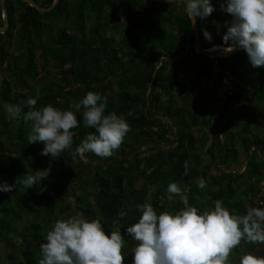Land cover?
I'll list each match as a JSON object with an SVG mask.
<instances>
[{
  "label": "trees",
  "instance_id": "1",
  "mask_svg": "<svg viewBox=\"0 0 264 264\" xmlns=\"http://www.w3.org/2000/svg\"><path fill=\"white\" fill-rule=\"evenodd\" d=\"M33 1L37 5L41 2ZM184 1L180 0L181 3ZM215 1H211L212 5ZM42 2L40 7L48 9L55 0ZM88 2L91 8L89 13L96 19V40L88 41L85 36H71L65 30L53 34V27L58 20L74 17L75 22L80 24L78 20L85 16V5ZM124 3H127L126 11ZM4 4L9 23L5 33H0V67L5 68V76L0 75V113L3 117L0 120V184H16L18 179H23L37 170L51 171L46 179L31 188L17 186L14 192H10L11 195L0 192V264H38L39 246L46 242L47 232L57 220L72 216L74 210L83 213L89 221L100 220L109 235L114 231L113 225H116L117 231H120L125 239L123 254L131 251L124 264H133L132 249L136 241L126 234V228L139 220L141 213L136 209V205L144 203L150 196V203L157 215L167 210L175 213L184 208L176 197L175 200H178L179 204L165 209L163 202L167 201V186L171 182L187 189L188 193L185 194L190 200L195 201L197 196L207 198L208 210L214 208L215 200H222L232 214H246V203L260 195L264 186V123L261 122L263 114L259 116V121L250 116V107L242 106L235 111L233 117L228 116L224 123L221 121L234 103L239 104L242 101L246 92L258 98L259 109L264 113V67L253 68L245 51L215 58L198 54L193 24L183 11L185 3L173 14L175 22L169 34L173 43L158 36V41H161L160 49L154 42L144 39V33H149V29L148 19L143 13L151 11L153 7L156 18H161L163 13L155 7L168 5L165 3H145L143 0H59L52 11L44 14L23 0H4ZM114 8L119 9V16L104 26V18L111 19ZM137 13L139 16L135 15ZM50 14L55 15V23L49 20L41 21L42 17ZM3 15L0 4V27L4 26ZM207 18L203 22L197 18L202 48L224 46V42L213 37L211 43L204 38L202 29L206 28V24L210 21L217 23L215 12ZM120 23L125 24H122L123 30ZM44 26L50 29L49 35L43 34ZM80 27L84 28L81 24ZM106 32L111 35L106 36ZM154 32L157 33L156 30ZM119 33L122 36L121 41L117 40ZM14 34L16 41L26 50L22 57L23 68L18 69L15 79L7 78L6 75L8 72L15 74L14 62H18L12 61L8 51ZM50 45L55 48L49 49ZM173 47L178 48L180 52V59L174 63L171 57L172 52H175ZM222 54L226 52L216 55ZM149 57L164 59L153 79H131L129 74L141 69ZM39 70H52L57 73L58 87H44L41 94L29 88L28 81H37ZM182 74L184 77L189 75L185 82L186 93H182ZM229 78L236 81L238 93L227 96L226 100L222 101L216 92L224 80ZM150 82L152 85L149 88ZM204 82H211L213 85L206 88ZM114 84L117 90L113 89ZM67 88L70 90L67 91ZM89 91L102 95L106 105L105 115L115 112L122 116L131 128L112 157L101 159L88 153L86 155L91 162L106 163L117 159L119 155L126 156L137 142L150 141L159 144L169 136L172 124H177L183 132L166 157L149 153L147 157L138 160L124 158L117 168L88 171V181H85L82 176L75 175L76 171L80 173V169L74 170L80 166L81 170H86L84 163L78 161L79 166L76 167L66 165L67 151L53 158L50 155H41L44 144L29 143L31 122L10 119L3 108L5 103L26 104L27 99L32 97L37 98V108L51 104L61 110H72L67 97L73 98L79 93L85 96ZM177 94H180L184 101L182 106H176L174 102ZM150 103L153 105L152 114L156 118L147 114V106ZM28 110L27 107L24 108V112ZM82 113L83 109L76 113L80 126L73 129L74 149L89 133H95L94 129L84 126ZM158 117L164 118L171 125L160 122ZM232 127L237 129L231 130ZM201 148L202 153L199 152ZM242 149H252L248 154L250 158L246 171L241 177L225 173L222 167L237 165ZM206 157L209 159L206 160ZM15 162H19V166H16ZM214 167L219 169L216 176L211 174ZM200 177L207 182V192H210L208 195H204L205 193L197 187L196 181ZM163 178L167 179L163 181ZM150 179L152 181L146 184V188L139 187L141 180L147 182ZM78 182L83 187L70 190L72 184ZM211 189L215 190L211 193ZM12 194L16 195L17 201L20 199L24 209L22 214L16 217V225L14 222L3 220L5 213L10 211L5 203L14 197ZM72 198L78 201L75 209L71 205ZM65 201L70 203L63 206ZM199 202L189 205L202 212L204 204L202 200ZM120 211H125L128 215L121 219L118 215ZM19 222L21 226H18ZM245 244L237 247L233 253H238L241 257L250 249L246 242ZM2 246H7L8 250L4 252L1 250ZM232 258L234 264H239L240 258L236 260L235 254Z\"/></svg>",
  "mask_w": 264,
  "mask_h": 264
},
{
  "label": "clouds",
  "instance_id": "2",
  "mask_svg": "<svg viewBox=\"0 0 264 264\" xmlns=\"http://www.w3.org/2000/svg\"><path fill=\"white\" fill-rule=\"evenodd\" d=\"M220 9L232 17L224 25L227 31L223 42L228 45L224 51L242 49L253 68L264 67V0H225ZM215 10L211 0H185L183 9L193 24L197 18L205 20ZM202 32L211 43V34L206 29ZM36 105L37 98L29 97L26 104L5 103L3 108L10 119L31 122L29 143H43L44 156L58 157L67 151L74 161L78 158L84 164L89 162L88 153L110 158L131 131L122 116L115 112L105 115L104 98L97 92H87L72 105L74 111L51 104L40 108ZM82 109L84 126L95 133H89L73 149V129L80 126L76 113ZM50 171L37 170L13 185L4 182L0 192L10 193L17 186L31 188L46 179ZM196 184L200 190L207 187L203 177ZM167 193L169 201L175 203L178 197L184 208L175 214L165 211L157 215L150 196L136 205L141 213L139 220L126 228V234L136 241L133 264H230L231 255L242 242L264 245V201L258 206L250 202L246 214L237 215L222 200H215L213 209L201 212L189 205L188 195L176 182L168 184ZM118 215L123 219L128 214L120 211ZM124 244L120 231H111L109 235L100 220L89 221L82 214H75L57 220L47 232L46 242L39 246L38 264H124ZM239 264H264V256L248 253L240 257Z\"/></svg>",
  "mask_w": 264,
  "mask_h": 264
},
{
  "label": "rangeland",
  "instance_id": "3",
  "mask_svg": "<svg viewBox=\"0 0 264 264\" xmlns=\"http://www.w3.org/2000/svg\"><path fill=\"white\" fill-rule=\"evenodd\" d=\"M40 1L41 2H40L39 5L43 4L42 0H40ZM118 1L120 2V0H118ZM211 1H213V0H211ZM176 2H174V3H165V4H168V5L155 7L158 11L163 13V16L161 15V18L160 17L156 18L155 11H154L153 7H151V11H145L143 13V15H145V17L148 19V29H149L148 30L149 33H144V39L146 41H148V42H151V43L154 42L157 45V47H159L158 49L161 48V43H160L161 41H158L159 40L158 36H162L163 38H165L166 42H172L173 43V41L171 40V37L169 35L172 32V24L175 22V17H174L173 14H175L176 9L179 10V8H181L183 6L185 1H184V3L183 2L181 3L180 1H179L180 3H176ZM222 3H225V0H216L215 3L213 4V6L216 9L214 12L217 15V20H216L217 23L213 24L212 23L213 21L212 22L210 21V22H208L206 24V28L205 29L211 34V36L213 38L223 42V36L226 33V31H227V28L224 26L225 25V21H231L232 17L230 15H228L227 13L221 11L220 5ZM124 4H125L124 5V7H125L124 10L126 11V10H128V7L126 5L127 3H124ZM158 4H160V3H158ZM89 5H90L89 2H88L87 5H85V9L87 11L85 13V16L78 20L80 22V24L84 28L80 27V24L75 22V18L74 17H72L70 19L58 20L56 22L57 19L55 18V15L50 14V16L42 17L41 21L42 22H46L47 20H49L50 22L54 21L53 23L56 22L55 26L53 27V30H54V31H52L53 34H57V33H60V31L65 30L71 36H78V37L79 36H85V39L88 40V41L96 40V39H94V37L96 36V35H94V32L96 31V29H95L96 19H95L93 14L89 13V12H91V8H90ZM118 12H119V9L114 8L113 14H115V16H113V14H112L111 19L110 18H104V20H103L104 26L107 24V22L111 23V22L115 21L116 16L117 17L119 16ZM135 15L139 16V13H137ZM162 17H163V20H162ZM110 20H111V22H110ZM203 21L204 20H200V22H203ZM122 24H124V23H122ZM122 24L120 23V26ZM124 25L121 26L122 30L124 29ZM43 28H44L43 34L44 35L45 34L49 35L50 29L48 27H45V26ZM109 30L112 31V29H109ZM154 30H156L157 33H155ZM110 35H111L110 32H106V36H110ZM101 36H104V34H101ZM142 37H143V35H142ZM121 39H122L121 34L117 35V40L121 41ZM49 40H50V37L48 38V41ZM224 46L228 47V45H224ZM48 48L53 50L55 47L53 45H50V46H48ZM173 49H174L175 52H172V56L171 57L173 58V63H174L177 59H180V57H178V54L180 52H179L178 48L173 47ZM8 51H9L11 57H12V61L13 62L14 61H18L16 63L14 62V64H15V67H14L15 74H13L11 72H8V74H6L7 78H14L15 75L18 76V69H22L23 68V63H22L23 59H22V57H24V55L26 54L25 47L22 46L20 43H18L16 41V34H14V36H13V38L11 40V44H10V47H9ZM163 61H164L163 58H160V59H156L154 57L146 58L144 66L141 69H139V70L132 71L129 74V76L131 77V79H143V78H145V79H148V80L151 81L153 79L154 75H155L156 70L159 68V66L162 64ZM4 69H5L4 67L3 68L0 67V75H4L5 76ZM188 76L189 75H187V74L185 75V77H184L183 74L181 75V77H182V79L184 81V84H183L184 86L181 87L182 88V93H186L187 92V89L185 88L186 87L185 86V82H187V80L189 79ZM57 77H58L57 73H55L52 70H47V71L39 70L38 71V76H37V81H35V82L28 81V83H29L28 85H29V88L34 90L36 93L41 94L42 93V88H44V87L46 89H48V88H55L56 89V87H58L57 84H58L59 81H58ZM204 83L207 85L206 88H210L211 85H213L211 82L210 83L204 82ZM151 85L152 84L150 82L149 88L151 87ZM113 89L117 90L116 84H114ZM69 90L70 89L67 88V91H69ZM165 95L166 94H164V97H165ZM83 97H84V94H82V93H79L77 96H75L73 98H71V96H69V97H67V99H69L68 104L71 105V108H72V105H74L75 103L79 102V100L82 99ZM72 99H74V100H72ZM174 102L176 103V106H182L183 103H184V101L182 100L180 94H177V96L174 98ZM242 106L250 107L251 111H253V112L250 111V114H251L250 116L254 117L255 119L257 118V120H259V121H261L259 116L263 114V120L261 122L264 123V113L261 112V110L259 109L260 107H259V103H258V98L256 96H253L251 93H247V92L243 94L242 101L239 104H235L234 103L231 106L230 111L225 115V118L221 121V123H224L227 120L228 116L229 117H233L235 115V113H236L235 111L239 110V108L242 107ZM72 110H74V109L72 108ZM152 113H153V105H152V103H150L147 106V114L150 117H152V118H156V116L154 114H152ZM2 118H3L2 114L0 113V120ZM158 120H160V122H162V123H164L166 125H171L167 120H165L162 117H158ZM170 129H171V132H170L169 136L167 137V139L163 140V142H161L159 144H153V143H150V141L149 142H137L128 151L126 156L119 155L117 159H115L113 161H110V162H106V163H103L102 161L97 162V163H96V161H92V162L89 161L87 164H85L86 165L85 167H87L86 170L85 169L81 170L82 169L81 166L80 167H76V166H79V162H80L79 159L77 158L75 160L77 162L75 163V161L73 160L70 152H68V154L66 155V160H67L66 161L67 162L66 165H70V166L73 165V167L75 166L76 167L74 169L75 171L77 169H80V173L78 174L77 171H76L75 175L82 176L83 180H85V181L87 180L88 181V176H89L87 174L88 171L89 172H91V171L94 172V170H96L98 168H103V169H106V170L112 169V168H117V167H119L120 162H122L124 160V158L135 159V160L137 159L138 160V159L147 157L149 155V153H155V154L161 155V157H166V154L171 149V147H173L176 144L177 136L180 133V127L177 124H172ZM236 129H237L236 127H232L231 128V130H236ZM12 137H14V136H12ZM11 139L14 140V138H11ZM221 140H222V138H221ZM251 150L252 149H247V150H243L242 149L241 153H240V157L238 159V164L237 165L236 164H232V165H229V166H223L222 169L224 170V172L225 173L229 172V173L233 174V176L241 177L242 174L246 171L245 168H247V161L250 158V156L248 154H249V152ZM202 151H203V149L201 148L199 150V152L202 153ZM204 155H206V154L204 153ZM260 155L263 156L262 154H260ZM208 159H209V157L208 158L206 157V160H208ZM88 160H89V158H88ZM18 163L19 162H17V163L15 162V165L19 166ZM80 163H82V162H80ZM218 170L219 169L214 167V169L211 170V174L215 175V176L218 175L219 174ZM166 179L167 178H163L162 180L165 181ZM141 181L142 182H139V187H143V188L145 187L146 188V184L150 183V181H152V180L150 179L147 182H145L144 180H141ZM79 187L82 188L83 185H81L79 182L78 183H74V184H72V188H70V190L73 189V188L78 190ZM91 190H93V188H91ZM182 190L184 191V193H188L187 189H182ZM214 190L215 189H211V193ZM216 190H218V186H217ZM12 192H14V190ZM202 192L205 193L204 195H208L210 193V192H207V188L202 190ZM6 193H8V192H6ZM11 193H8V194L11 195ZM12 195L14 197L10 198L9 201L7 200V202L5 203L10 211L8 213H5V215L3 216L5 219L3 218V220H5L6 222H14V225H16L17 224L16 222H18L16 217H18V214L20 216L22 214V212L24 211V209L22 208L23 205H22V203H20V199H19V201H17L16 195L15 194H12ZM263 199H264V186H263L262 193L260 195H258L256 198L255 197L252 198L250 200V202L253 203L254 206H258L260 201H264ZM199 200L200 201L202 200L203 204H204V205H202V207H203L202 210L203 211L204 210H208V204L209 203H208L207 198H205V197L203 199L202 197L200 198V197L197 196L195 198V201L189 199V204L191 205V204L197 203V202H199ZM177 201L175 203H173V202H171V201H169L167 199V201L163 202V205H164L165 209L167 210V209H169L171 207L172 208L176 207L179 204V202H177ZM65 202L66 203H63V206H65L66 204L70 203V201H65ZM250 202L246 203V206ZM77 203H78V201L76 199H74V198L71 199V205H72V207L74 209H75V206H78ZM199 204H200V202H199ZM180 210H182V209H180ZM180 210H178V211H180ZM210 210H211V208H210ZM175 213H173V214H175ZM69 214L70 213L68 212V215ZM75 214H82L83 215V213H78L76 210H74L73 215H75ZM21 220H22V218H21ZM19 223L20 224H18V226H21V222H19ZM7 227H9V223L7 224ZM112 228L114 229V231L115 230L117 231V229H118L116 227V225H113ZM247 244L250 247V249L246 250L243 255L251 253V254L257 255V256H264V245H253V244H249V243H247ZM242 245L245 246L246 245L245 242L241 243V245L239 247H241ZM1 250H3L5 252V250H8V247L7 246L6 247L2 246ZM130 252H127L126 255H124L125 258H126V256H128L130 254ZM233 254L236 255V260L240 258L238 253H233ZM232 255L230 257V264H234L233 263L234 260L232 258ZM125 258H124V260H125Z\"/></svg>",
  "mask_w": 264,
  "mask_h": 264
},
{
  "label": "water",
  "instance_id": "4",
  "mask_svg": "<svg viewBox=\"0 0 264 264\" xmlns=\"http://www.w3.org/2000/svg\"><path fill=\"white\" fill-rule=\"evenodd\" d=\"M24 2L28 3V5L34 7L37 11H39L40 13H48L50 11H52L56 5L59 3V0H55L54 4L51 5L50 8L48 9H42L39 5H37V3L33 0H23ZM145 3H169V0H143ZM178 0H172L171 3H174ZM180 1V0H179ZM0 4H1V7L3 9V18H4V26L3 27H0V33L1 34H4L5 33V30L8 28V12H7V9L5 7V4H4V0H0ZM193 24V23H192ZM193 27H194V31H195V36H196V43H195V48L197 50V53L198 54H203V55H206L210 58H215V57H226V56H232L238 52H242L244 50L242 49H237L235 51H232V52H226V54H222L220 56H217L216 54L218 53L216 49H203L202 48V45H201V41H200V32H199V26H198V22H197V19L195 21V24H193ZM221 49H225L226 46H219Z\"/></svg>",
  "mask_w": 264,
  "mask_h": 264
},
{
  "label": "built area",
  "instance_id": "5",
  "mask_svg": "<svg viewBox=\"0 0 264 264\" xmlns=\"http://www.w3.org/2000/svg\"><path fill=\"white\" fill-rule=\"evenodd\" d=\"M216 93L220 100L225 101L227 96H233L238 93L236 81L233 78L225 79L223 85L218 88Z\"/></svg>",
  "mask_w": 264,
  "mask_h": 264
},
{
  "label": "bare ground",
  "instance_id": "6",
  "mask_svg": "<svg viewBox=\"0 0 264 264\" xmlns=\"http://www.w3.org/2000/svg\"><path fill=\"white\" fill-rule=\"evenodd\" d=\"M213 50L214 49H216V50H218L217 52V54H220V53H224L225 51H224V49H221L219 46H214L213 48H212Z\"/></svg>",
  "mask_w": 264,
  "mask_h": 264
},
{
  "label": "crops",
  "instance_id": "7",
  "mask_svg": "<svg viewBox=\"0 0 264 264\" xmlns=\"http://www.w3.org/2000/svg\"><path fill=\"white\" fill-rule=\"evenodd\" d=\"M206 87H207V85H206ZM182 132H183V129H180V133H179V135L177 136V138L181 135Z\"/></svg>",
  "mask_w": 264,
  "mask_h": 264
}]
</instances>
